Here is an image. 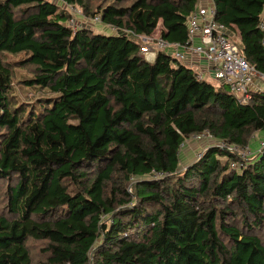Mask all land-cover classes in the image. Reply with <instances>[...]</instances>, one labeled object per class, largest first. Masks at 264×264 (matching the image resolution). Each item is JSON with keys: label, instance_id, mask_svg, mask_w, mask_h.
Returning a JSON list of instances; mask_svg holds the SVG:
<instances>
[{"label": "trees", "instance_id": "16d2710c", "mask_svg": "<svg viewBox=\"0 0 264 264\" xmlns=\"http://www.w3.org/2000/svg\"><path fill=\"white\" fill-rule=\"evenodd\" d=\"M64 2L0 0V264H264V149L249 147L264 89L243 104L166 51L142 54L161 21L185 45L198 1ZM212 3L264 75V0ZM16 85L51 98L20 104ZM199 137L254 154L215 145L181 169Z\"/></svg>", "mask_w": 264, "mask_h": 264}, {"label": "built area", "instance_id": "2783aa9c", "mask_svg": "<svg viewBox=\"0 0 264 264\" xmlns=\"http://www.w3.org/2000/svg\"><path fill=\"white\" fill-rule=\"evenodd\" d=\"M195 12L190 16L188 42L185 45L168 44L160 36L156 38H141L142 54L148 59V54L156 51H165L169 48L183 47L184 52L176 51L173 56L176 60L186 63L190 57L204 60L208 64L210 72H214L216 79L221 84L229 86L230 90L237 96L241 97L243 104H248L252 98L251 88L255 79L260 77L264 81V75L259 74L253 66L244 58L240 52L238 44L232 39L229 29L216 20V8L212 0H197ZM206 5H204V3ZM77 9H74V12ZM99 22V18H96ZM73 29L77 30V25ZM264 32V20L260 24ZM199 39L200 43L196 44L195 40ZM264 45V41H263ZM202 77V75H200ZM201 139L200 137L198 138ZM202 140V139H201ZM216 146L229 150L242 159H248L253 156L249 149L239 151L236 146H229L226 143H218ZM263 149L264 143L261 144ZM237 164H232L236 167Z\"/></svg>", "mask_w": 264, "mask_h": 264}, {"label": "rangeland", "instance_id": "374dc122", "mask_svg": "<svg viewBox=\"0 0 264 264\" xmlns=\"http://www.w3.org/2000/svg\"><path fill=\"white\" fill-rule=\"evenodd\" d=\"M52 3L58 5L60 12L62 10H64L65 8V2L64 0H50ZM204 5H206L205 2H203ZM85 22V20L83 21ZM88 26H91L95 31H101V29L103 27L100 26V28L98 27L99 25L96 24H87ZM106 29V27H104ZM103 28V29H104ZM160 30L158 29V31L156 30V38L159 37ZM236 42H239L238 36L233 38ZM22 59V56H11L9 57L10 62L12 63H17L20 62ZM31 74L29 73L28 70H23V71H19L18 77L16 79V83L20 84L21 82H23L24 77L27 78H31ZM14 96L16 98V100L18 101V103L22 104V103H28V104H32L35 103L37 104V106H40V101L45 100L47 98H51V96H49L48 93H46L45 91H37V89L32 88L30 93H27V90L24 91L19 85H16L15 87V92H14ZM2 131H0L1 133ZM262 141H264V131H260L258 132L254 139L251 140V145L253 146V148H257L258 146L260 147V145L263 143ZM199 142V140H198ZM195 141V139H190L185 141V146H187V148L185 149V151L183 152V155L185 157V155H187V157L189 158L187 161L183 158H181V160L183 161V163L181 164V169H185L186 166H188V164H190L191 162H194L198 159L199 156H201V154H203L205 151L208 150L209 147L215 146L218 143H208L206 141L200 140V142L198 143ZM250 145V146H251ZM249 146V147H250ZM264 149V147H263ZM261 149V150H263ZM185 153V154H184ZM4 192H5V183H0V208L2 209L4 207L5 204V199H4ZM258 235L264 239V229L260 230L258 232ZM29 246H31V251L33 253H35L36 255L39 254V249L41 248L42 245H40V243H37L36 241L31 240L29 243Z\"/></svg>", "mask_w": 264, "mask_h": 264}, {"label": "crops", "instance_id": "0c3cea01", "mask_svg": "<svg viewBox=\"0 0 264 264\" xmlns=\"http://www.w3.org/2000/svg\"><path fill=\"white\" fill-rule=\"evenodd\" d=\"M262 19L264 20V14H263V18ZM103 28H104V26H103ZM103 28L101 29L102 33H104V32L108 33L110 31H113L109 27H107V29H105V28L103 29ZM158 29L160 30V33L164 30V27L162 25V21L159 23ZM158 29H157V31H158ZM195 42H196V44L200 43L198 38L195 40ZM165 51L167 53H169V54H173L176 51L184 52L185 49L181 46L178 49L169 48V49H167ZM156 55H157L156 52L148 54V61L149 62H154L155 59H156ZM185 64L189 65L190 67H193L198 73H200L202 75L203 79H206V80H208L210 82H214L216 84L215 73L214 72H210L211 70L209 69L208 64L206 63V61H204L202 59L199 60V59H197L195 57L194 58L190 57L189 60ZM252 89L253 90H263L264 89V81H263V79L260 78V77L256 78L251 90ZM262 142H264V141H262ZM260 147H261V145H260ZM250 149L253 152H256L259 149V146L257 148H255V147L253 148V146L251 145Z\"/></svg>", "mask_w": 264, "mask_h": 264}, {"label": "clouds", "instance_id": "9594fccd", "mask_svg": "<svg viewBox=\"0 0 264 264\" xmlns=\"http://www.w3.org/2000/svg\"><path fill=\"white\" fill-rule=\"evenodd\" d=\"M74 30V29H73ZM158 51H156V53H157ZM171 55H173V54H171ZM147 61H148V59L147 58H145ZM264 143V142H263Z\"/></svg>", "mask_w": 264, "mask_h": 264}]
</instances>
